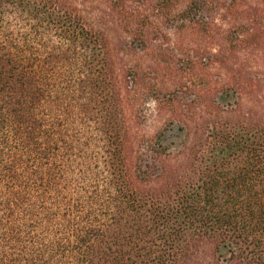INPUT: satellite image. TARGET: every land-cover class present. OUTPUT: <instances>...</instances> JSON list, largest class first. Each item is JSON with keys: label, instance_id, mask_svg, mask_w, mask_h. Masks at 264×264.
Masks as SVG:
<instances>
[{"label": "trees", "instance_id": "obj_1", "mask_svg": "<svg viewBox=\"0 0 264 264\" xmlns=\"http://www.w3.org/2000/svg\"><path fill=\"white\" fill-rule=\"evenodd\" d=\"M150 4L174 39L150 15L127 31L160 107L187 111L195 41L206 61L264 46V0L215 2L226 24L206 0ZM193 91L232 114L228 92ZM184 121L131 131L106 41L69 0H0V264H264V123L224 120L197 142Z\"/></svg>", "mask_w": 264, "mask_h": 264}, {"label": "rangeland", "instance_id": "obj_2", "mask_svg": "<svg viewBox=\"0 0 264 264\" xmlns=\"http://www.w3.org/2000/svg\"><path fill=\"white\" fill-rule=\"evenodd\" d=\"M69 1L77 8L85 25L106 41L118 78L125 119L132 132L153 136L165 122L172 119L185 120L182 123L191 131L190 137L199 142L207 126L224 120L246 119L264 123V46H242L234 54L225 52V57L213 49L210 52L211 60L206 61L198 58L203 54V49L209 50V42L195 41L191 45V62L180 65L182 72H179L184 78L182 85L188 89L179 93L178 99L189 107L187 111H181L176 105L172 110V107H160L154 100L155 76L148 69L151 55L132 45L130 33L127 31L129 13L150 15L154 23L169 34L171 41L174 39L175 27L165 25L161 20L156 21L152 17L154 14L151 15L150 2L153 0H119L125 3L122 11L115 7L118 0ZM217 1L220 0H206V15L213 20L215 18L219 24H226L222 21L225 12L217 7ZM179 57L183 58V55ZM200 89L228 92L231 96L229 101L234 106L232 114L214 116V111L210 108L214 100H210L209 107H206L193 91ZM156 94L161 98L160 93ZM194 107L196 109L193 110ZM202 254L206 258L210 256L207 251ZM207 261L208 259L205 264H213Z\"/></svg>", "mask_w": 264, "mask_h": 264}]
</instances>
